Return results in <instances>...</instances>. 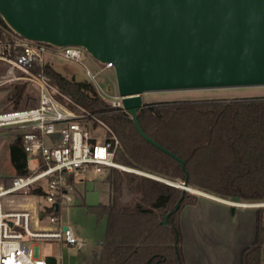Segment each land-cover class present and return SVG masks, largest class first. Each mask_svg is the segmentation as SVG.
<instances>
[{
  "label": "trees",
  "instance_id": "1",
  "mask_svg": "<svg viewBox=\"0 0 264 264\" xmlns=\"http://www.w3.org/2000/svg\"><path fill=\"white\" fill-rule=\"evenodd\" d=\"M14 32L0 16V41ZM32 71L50 82L80 106L94 112L117 135L116 158L121 163L162 178L182 182L221 197L264 199V96L242 98L176 99L143 103L137 112L144 132L184 160L179 161L145 140L124 110L110 106L87 79L67 77L46 62ZM26 82L12 85L7 98L12 107L32 106L36 99L25 92ZM9 158L16 175L28 172L25 154L16 137L9 144ZM187 173V175H186ZM110 201L82 204L97 219L106 217L101 250L89 264H196L185 261L179 214L198 196L187 191L176 211L161 223L181 196V188L162 180L111 169L107 175ZM131 197L120 199L122 184ZM36 189L34 191H38ZM57 215V211L50 210ZM264 244L262 209L255 215V237L240 253L239 264H261Z\"/></svg>",
  "mask_w": 264,
  "mask_h": 264
},
{
  "label": "water",
  "instance_id": "2",
  "mask_svg": "<svg viewBox=\"0 0 264 264\" xmlns=\"http://www.w3.org/2000/svg\"><path fill=\"white\" fill-rule=\"evenodd\" d=\"M0 16L23 38L81 46L111 62L136 130L182 168L183 159L141 128V94L264 85V0H0ZM155 178L182 190L161 221L166 224L191 186L187 176L182 182Z\"/></svg>",
  "mask_w": 264,
  "mask_h": 264
},
{
  "label": "built area",
  "instance_id": "3",
  "mask_svg": "<svg viewBox=\"0 0 264 264\" xmlns=\"http://www.w3.org/2000/svg\"><path fill=\"white\" fill-rule=\"evenodd\" d=\"M85 51L81 46L54 45L15 36L0 41V61L6 64L0 86L24 80L37 90L34 105L0 109V130L13 131V140L18 137L28 170L0 184V264H51V256L41 255L39 240L82 247L84 239L61 223L58 216L63 205L71 204L75 183L106 176L113 168L141 172L117 160L120 141L96 113L61 92L47 76L32 71L33 66L42 67L50 62L49 55L82 63ZM100 63L105 68L113 67L111 62ZM85 74L102 99L124 110L117 88L110 94L86 67ZM13 193L34 198V202L14 207L10 199L3 207L1 199ZM37 196L43 199L42 203ZM50 210L57 211V215ZM64 225L67 227L63 228Z\"/></svg>",
  "mask_w": 264,
  "mask_h": 264
},
{
  "label": "crops",
  "instance_id": "4",
  "mask_svg": "<svg viewBox=\"0 0 264 264\" xmlns=\"http://www.w3.org/2000/svg\"><path fill=\"white\" fill-rule=\"evenodd\" d=\"M91 184L93 193L90 195L88 186ZM110 195L107 175L76 182L72 202L64 207L67 210L75 208L79 212L78 216L75 219L66 216L64 219L59 215L60 212L58 213L61 223L69 225L77 236L88 241L86 243L84 240V245L80 248L71 246L78 254V257L73 259V264H89L93 254L100 252L106 227L105 216L100 219L94 217L93 225L90 219H84L81 210H84L85 206L82 202L89 205L106 204L110 201ZM88 197L92 200H87ZM31 203L33 202L27 201L12 205L25 207ZM248 206L238 207L231 201L209 194H201L195 204L185 205L179 214L185 261L196 264H239L241 250L255 237V212ZM86 215L88 218L93 213L87 210ZM82 248L85 249L81 252ZM60 258V264H66L61 255Z\"/></svg>",
  "mask_w": 264,
  "mask_h": 264
},
{
  "label": "rangeland",
  "instance_id": "5",
  "mask_svg": "<svg viewBox=\"0 0 264 264\" xmlns=\"http://www.w3.org/2000/svg\"><path fill=\"white\" fill-rule=\"evenodd\" d=\"M11 38H14L13 36H10ZM48 59L52 66L56 68L58 71H60L62 74H64L67 77H73L76 80H82V79H88L85 74V67L88 68L92 73L96 74V81L98 85L106 92L113 94L116 92V82H115V73L114 68L109 67L105 68L102 66V64L95 59L92 55H90L87 51H85L84 55L81 57V62L73 61L70 59H64L60 58L58 56L49 55ZM6 64L2 61H0V75L5 71ZM20 82H26L25 92L34 97L36 99L37 96V90L36 88L28 81H18ZM17 82H10L6 83L2 86H0V109H5L12 106V103L10 100H8L7 95L9 91L12 89V85ZM257 96H264V85H248V86H228V87H211V88H193V89H172V90H156V91H147L143 92L141 94L142 102L148 103V102H156V101H166V100H176V99H209V98H227V99H233V98H242V97H257ZM24 106V105H22ZM14 138V132L8 131V130H0V184L8 182L9 178L13 177L15 174L14 168L10 162L9 158V144L13 141ZM29 166L33 167V164L29 162ZM136 170H139L141 172H133L138 175H146L150 177H158L162 178L160 176L154 175L152 173H149L147 171H144L142 169H138L135 167H132ZM119 171H125L122 169H117ZM132 173V171H129ZM165 180V178H162ZM168 180V179H166ZM171 181V180H168ZM177 182V181H172ZM92 184L88 186L90 195L93 193L91 191ZM193 189L198 190L196 191H188L189 193H194L198 197L201 195V192H204L205 194H209L211 196H216L220 199H223L225 201H231V198H225L218 196L216 194H213L211 192L203 191L201 189L191 187ZM97 189V187L95 188ZM203 194V193H202ZM89 196V195H88ZM131 197V194L125 184H122V190L120 199L125 202L128 201ZM41 203L43 202V199L40 196L36 197ZM11 199V204H16L19 202H27L32 201L34 202V198L27 197L22 198L19 194L13 193L9 196L1 199V203L3 207H6L7 201ZM87 200H92L91 198H87ZM198 200V198H197ZM197 202V201H196ZM238 202L247 203L251 209V211L255 212L257 209H262L263 214V222H264V199L262 200H254V201H243L238 200ZM175 204V203H174ZM195 204V203H194ZM191 205V204H186ZM238 207H240L238 205ZM86 209V207H85ZM81 210V214H84V219L88 220L90 219L91 224L93 225V221H95L94 217L95 214L92 216H88L87 218V210ZM79 214L78 210L75 208H68L65 209L64 205L61 208V211L59 215L61 218H66V216H70V218L75 219ZM86 215V217H85ZM97 219V218H96ZM72 224V223H71ZM73 226V224H72ZM91 226V225H90ZM74 227V226H73ZM90 228V227H89ZM84 239V238H83ZM86 243L88 242L87 239H84ZM40 248V253L42 256H51L55 258V264L61 263V257L65 261L66 264H73V259L78 257V254L76 252V249L65 244L64 242H60L57 240H39L37 242ZM85 248L81 249V252L84 251ZM261 264H264V244L262 247L261 252Z\"/></svg>",
  "mask_w": 264,
  "mask_h": 264
},
{
  "label": "bare ground",
  "instance_id": "6",
  "mask_svg": "<svg viewBox=\"0 0 264 264\" xmlns=\"http://www.w3.org/2000/svg\"><path fill=\"white\" fill-rule=\"evenodd\" d=\"M191 190H192V191H195V192H196V191L198 192V190L193 189V188L190 187V191H191ZM199 193H201V194H202V193L205 194L204 192H201V191H200ZM207 195H208V194H207ZM210 196H211V195H210ZM228 202H229V201H228ZM231 203H233V204H235V205H240V206H247V205H248L247 203H243V202H233V201H231ZM24 204H25V203H24Z\"/></svg>",
  "mask_w": 264,
  "mask_h": 264
}]
</instances>
